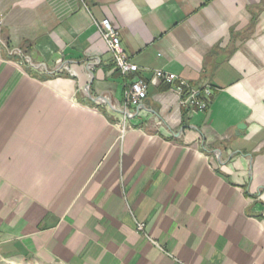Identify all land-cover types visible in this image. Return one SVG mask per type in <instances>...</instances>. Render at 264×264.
Returning <instances> with one entry per match:
<instances>
[{"label": "crops", "instance_id": "0c3cea01", "mask_svg": "<svg viewBox=\"0 0 264 264\" xmlns=\"http://www.w3.org/2000/svg\"><path fill=\"white\" fill-rule=\"evenodd\" d=\"M104 17L148 83L125 131ZM27 258L264 264V0H0V259Z\"/></svg>", "mask_w": 264, "mask_h": 264}, {"label": "built area", "instance_id": "2783aa9c", "mask_svg": "<svg viewBox=\"0 0 264 264\" xmlns=\"http://www.w3.org/2000/svg\"><path fill=\"white\" fill-rule=\"evenodd\" d=\"M94 24L112 56L114 66L125 86L124 98L120 108L122 113L120 126L121 130L125 131L128 127V120L134 116L135 111L147 97L148 83L139 76L140 67L127 55L119 33L111 20L104 17L100 20H94ZM154 77L168 84V90L176 96L179 108L184 109L187 117H191L196 112L208 107L209 98L213 93L211 85L207 83L192 84L183 77L162 69L155 70ZM144 229V222L137 221L136 230L144 232Z\"/></svg>", "mask_w": 264, "mask_h": 264}, {"label": "rangeland", "instance_id": "374dc122", "mask_svg": "<svg viewBox=\"0 0 264 264\" xmlns=\"http://www.w3.org/2000/svg\"><path fill=\"white\" fill-rule=\"evenodd\" d=\"M0 264H47L45 262L33 259H21V260H1Z\"/></svg>", "mask_w": 264, "mask_h": 264}, {"label": "water", "instance_id": "95a60500", "mask_svg": "<svg viewBox=\"0 0 264 264\" xmlns=\"http://www.w3.org/2000/svg\"><path fill=\"white\" fill-rule=\"evenodd\" d=\"M28 58H29V57H28ZM243 127H244V124H239V125H238V128H239V129H241V128H243Z\"/></svg>", "mask_w": 264, "mask_h": 264}]
</instances>
